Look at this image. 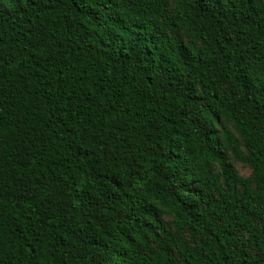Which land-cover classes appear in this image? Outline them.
Here are the masks:
<instances>
[{
  "label": "trees",
  "instance_id": "16d2710c",
  "mask_svg": "<svg viewBox=\"0 0 264 264\" xmlns=\"http://www.w3.org/2000/svg\"><path fill=\"white\" fill-rule=\"evenodd\" d=\"M261 109L264 0H0V264H264Z\"/></svg>",
  "mask_w": 264,
  "mask_h": 264
},
{
  "label": "rangeland",
  "instance_id": "374dc122",
  "mask_svg": "<svg viewBox=\"0 0 264 264\" xmlns=\"http://www.w3.org/2000/svg\"><path fill=\"white\" fill-rule=\"evenodd\" d=\"M235 166L238 169L239 173L242 174L243 176H248L249 175V169H247L243 165H241L239 163H236Z\"/></svg>",
  "mask_w": 264,
  "mask_h": 264
},
{
  "label": "snow or ice",
  "instance_id": "6c2138e0",
  "mask_svg": "<svg viewBox=\"0 0 264 264\" xmlns=\"http://www.w3.org/2000/svg\"><path fill=\"white\" fill-rule=\"evenodd\" d=\"M262 111H264V109H261Z\"/></svg>",
  "mask_w": 264,
  "mask_h": 264
}]
</instances>
